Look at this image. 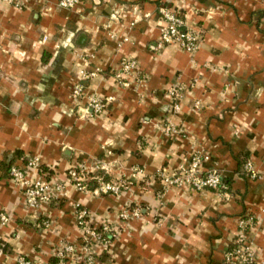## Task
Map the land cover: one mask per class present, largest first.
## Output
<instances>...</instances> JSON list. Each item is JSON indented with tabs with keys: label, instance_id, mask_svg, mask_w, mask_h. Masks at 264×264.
I'll use <instances>...</instances> for the list:
<instances>
[{
	"label": "crops",
	"instance_id": "obj_1",
	"mask_svg": "<svg viewBox=\"0 0 264 264\" xmlns=\"http://www.w3.org/2000/svg\"><path fill=\"white\" fill-rule=\"evenodd\" d=\"M58 1L27 0L18 10L0 0V264H49L55 248L78 240V211L118 232L97 248L98 264H228L247 218L255 220V264H264L261 0H79L70 10ZM161 8L200 30L193 54L158 45ZM127 58L139 74L122 86L116 75ZM80 72L94 76L82 81ZM77 84L83 91L74 99ZM172 87L177 102L167 95ZM91 97L111 100L100 115L87 114ZM194 154L207 157L202 172L230 180L228 191L163 183L162 173L178 172ZM248 161L255 179L244 173ZM98 162L109 181L132 186L105 195L68 185L33 211L9 175L14 166L27 179L65 182L70 169ZM128 207L140 216L124 225Z\"/></svg>",
	"mask_w": 264,
	"mask_h": 264
},
{
	"label": "built area",
	"instance_id": "obj_2",
	"mask_svg": "<svg viewBox=\"0 0 264 264\" xmlns=\"http://www.w3.org/2000/svg\"><path fill=\"white\" fill-rule=\"evenodd\" d=\"M18 10H22L27 6V0H1ZM79 0H59L58 7L70 10L78 4ZM264 4V0H261ZM160 17L163 21V26L159 36V46L176 45L188 54H193L199 47L202 34L200 30L193 29L187 26L184 17L177 9L161 8L159 10ZM45 40V39H44ZM139 74L137 63L133 59H123L120 62V67L116 75L119 79V85L126 86L124 80L130 75ZM94 76V73L85 74L80 72L81 80H86ZM82 85L77 84L72 90V98L77 99L82 96ZM174 102H177L181 97V92L177 88H170L167 94ZM111 98L106 100L97 99L94 97L87 98L85 112H92L94 115H100L106 110L107 104ZM166 132L175 134L172 126L166 128ZM207 157L202 154H194L178 172L173 174L162 173V181L166 186L187 187L195 191L212 190L221 192L225 190L222 185L221 175L216 171L202 172L200 165L206 161ZM35 161H30V166L35 167ZM106 172V168L96 163L91 169L80 166L76 169H70L67 172L65 182L56 179L48 180L45 176L38 174L33 179H27L24 172L18 167L10 168L9 175L11 181L19 188L22 193L24 204L27 209L37 211L43 204L50 203L54 198L62 197L65 188L68 185L73 186L77 191L85 194H112L117 195L121 190L129 189L131 182L121 179L118 181L104 182L101 176H97V172ZM244 173L250 179L257 177V172L250 161L244 165ZM88 179L95 180L98 184L97 188L91 190L86 185ZM139 208H126L120 213V221L126 224L133 217H139ZM76 221L80 230V235L75 243H63L54 249L52 257H55L57 264H96L94 256L97 255V248H107L110 241L101 240L98 230L103 233L116 232V229L108 225L92 226L88 222L86 212L78 211L76 213ZM2 224L7 222L4 215H0ZM255 225L253 218L241 220L235 244L236 249L233 253H226V262L228 264H255V257L251 252L250 233ZM115 236V235H114ZM18 264H31L22 257L18 258Z\"/></svg>",
	"mask_w": 264,
	"mask_h": 264
},
{
	"label": "trees",
	"instance_id": "obj_3",
	"mask_svg": "<svg viewBox=\"0 0 264 264\" xmlns=\"http://www.w3.org/2000/svg\"><path fill=\"white\" fill-rule=\"evenodd\" d=\"M245 163H246V162H245ZM245 163H244L243 165H245ZM7 167H8V165H7ZM7 169H8V168H7ZM9 169H10V168H9ZM96 175H97V176H101L102 179H103V181L106 182V183L109 182V180H110V179H108V178L106 177V175H104V174L101 173V172H98ZM221 181H222V185L225 187V190H221V192L224 193V192H226V191L229 190V187H230V180L225 179V178H223V177L221 176ZM86 185H87L88 188H90L91 190L97 188V186H98L97 182H96L95 180H91V179H88V180H87ZM97 232H98V234L100 235L101 240H104V241H110L112 238H114V234H113L112 232H110V233H103L100 229H99ZM112 241H113V240H112ZM112 241H110V242H112ZM236 247H237V244H235V243L230 244L229 247H228V251H227V252H228V253H233L234 250L236 249ZM0 250L5 251V249L2 248V247H0ZM94 260L96 261V264H98V263H99V260H100L99 256H98V255H95V256H94ZM57 262H58V260H57L55 257H52L51 260H50V262H49V264H57Z\"/></svg>",
	"mask_w": 264,
	"mask_h": 264
},
{
	"label": "rangeland",
	"instance_id": "obj_4",
	"mask_svg": "<svg viewBox=\"0 0 264 264\" xmlns=\"http://www.w3.org/2000/svg\"><path fill=\"white\" fill-rule=\"evenodd\" d=\"M115 236H114V238H112L110 241H112V240H114L115 238H116V236H117V233H115V232H112Z\"/></svg>",
	"mask_w": 264,
	"mask_h": 264
}]
</instances>
